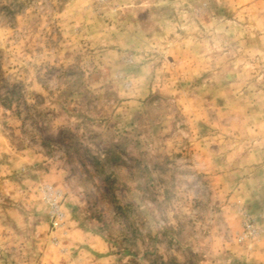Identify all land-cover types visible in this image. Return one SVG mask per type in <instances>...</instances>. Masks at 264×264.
Segmentation results:
<instances>
[{"label":"rangeland","instance_id":"rangeland-1","mask_svg":"<svg viewBox=\"0 0 264 264\" xmlns=\"http://www.w3.org/2000/svg\"><path fill=\"white\" fill-rule=\"evenodd\" d=\"M264 0H0V264H264Z\"/></svg>","mask_w":264,"mask_h":264},{"label":"built area","instance_id":"built-area-1","mask_svg":"<svg viewBox=\"0 0 264 264\" xmlns=\"http://www.w3.org/2000/svg\"><path fill=\"white\" fill-rule=\"evenodd\" d=\"M241 225V232L238 236L239 240H244L248 237L255 236L264 232V228H257L248 217L243 218Z\"/></svg>","mask_w":264,"mask_h":264}]
</instances>
